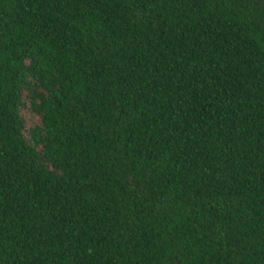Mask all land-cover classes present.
<instances>
[{
	"label": "trees",
	"instance_id": "16d2710c",
	"mask_svg": "<svg viewBox=\"0 0 264 264\" xmlns=\"http://www.w3.org/2000/svg\"><path fill=\"white\" fill-rule=\"evenodd\" d=\"M0 264H264V0H0Z\"/></svg>",
	"mask_w": 264,
	"mask_h": 264
},
{
	"label": "rangeland",
	"instance_id": "374dc122",
	"mask_svg": "<svg viewBox=\"0 0 264 264\" xmlns=\"http://www.w3.org/2000/svg\"><path fill=\"white\" fill-rule=\"evenodd\" d=\"M28 118H29V125L32 126V125H35L37 123V118L28 114Z\"/></svg>",
	"mask_w": 264,
	"mask_h": 264
}]
</instances>
